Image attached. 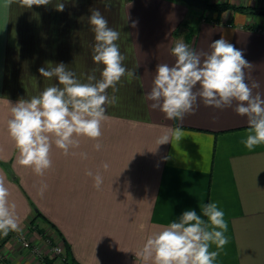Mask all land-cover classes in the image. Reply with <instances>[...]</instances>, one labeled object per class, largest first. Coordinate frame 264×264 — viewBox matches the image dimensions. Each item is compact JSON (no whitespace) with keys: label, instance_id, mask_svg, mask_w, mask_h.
Listing matches in <instances>:
<instances>
[{"label":"crops","instance_id":"crops-1","mask_svg":"<svg viewBox=\"0 0 264 264\" xmlns=\"http://www.w3.org/2000/svg\"><path fill=\"white\" fill-rule=\"evenodd\" d=\"M62 2L64 10L56 11V0L32 8L0 0V176L16 204L23 235L39 253L22 249L18 233L11 232L0 249V264H48L47 240L69 246L75 264H143L135 253L149 235L185 211L200 215L199 206L209 202L224 211L228 224L229 243L214 264H264V145L250 151L242 143L246 117L235 113V104L215 109L198 101L183 119L168 120L146 98L156 66L174 64L171 49L178 39L207 53L221 36L252 64L245 70L247 82L258 83L253 92L264 97L261 9L245 3L255 13H218L182 0H107V7L101 0ZM206 2L243 6L238 0ZM94 8L121 32L125 65L138 66L139 79L125 77L115 91L108 89L115 101L106 106L100 151L94 148L97 141L86 137L72 150L76 155L65 156L53 145V166L39 177L16 163L18 153L6 126L9 103L57 83L38 72L48 62L64 63L81 79L97 69L99 78L102 65L93 62L95 40L88 24ZM176 128L182 132L179 139L172 135ZM164 133L170 141L157 145ZM80 152L88 158L81 159ZM88 170L103 176L100 189ZM41 181L48 185L43 198L38 195ZM33 207L46 220L30 224Z\"/></svg>","mask_w":264,"mask_h":264},{"label":"clouds","instance_id":"clouds-1","mask_svg":"<svg viewBox=\"0 0 264 264\" xmlns=\"http://www.w3.org/2000/svg\"><path fill=\"white\" fill-rule=\"evenodd\" d=\"M22 7L47 6L53 0H9ZM107 7V0H101ZM62 0H56V11H63ZM88 24L94 33L92 59L102 65L93 69L84 79L64 63L41 67V77L57 83L44 88L38 95L19 99L10 104V116L6 121L7 133L17 150L16 163L43 177L53 166L52 148L62 150L65 156L76 155L73 149L80 146V138L97 141L94 148L102 149L99 139L102 125L107 119V105L114 103L108 89L116 90L123 78L139 79L135 74L138 67L129 69L125 65L127 56L121 52L118 41L121 32L110 27L108 20L99 9H91ZM135 26V24H133ZM210 52L198 53L185 43L183 37L175 42L171 54L173 65L158 64L153 86L146 98L153 101L168 120L183 119L199 105L215 109L230 108L246 117L248 127L242 140L248 150L264 145V97L253 92L258 83L247 82L246 69L252 67L241 50L229 43L223 36L210 43ZM177 139L182 135L179 128L172 131ZM170 141L168 133L162 134L157 145ZM81 159H87L86 152H80ZM104 170L110 165L102 164ZM93 177L94 187L100 189L103 176L88 170ZM48 189L41 181L38 195L43 198ZM10 191L5 178L0 176V235L9 232L23 234V228L16 215V204L9 200ZM200 207V215L188 210L178 221H173L149 235L143 246L136 252L143 264H214L219 250L229 243L225 235L228 224L225 213L216 203L209 202ZM206 218V219H205ZM215 245V251L210 250Z\"/></svg>","mask_w":264,"mask_h":264},{"label":"built area","instance_id":"built-area-1","mask_svg":"<svg viewBox=\"0 0 264 264\" xmlns=\"http://www.w3.org/2000/svg\"><path fill=\"white\" fill-rule=\"evenodd\" d=\"M206 1V0H205ZM243 6L245 3H256L258 9L264 10V0H238ZM246 7V6H245ZM207 13L204 14L206 16ZM260 32H264V29L259 30ZM18 239L19 245L22 249L38 254V249L34 246H31L30 241L25 235L18 234L16 235ZM48 241V251H49V264H67V255L65 253V248L61 243H51L50 240ZM10 264V263H7Z\"/></svg>","mask_w":264,"mask_h":264},{"label":"trees","instance_id":"trees-1","mask_svg":"<svg viewBox=\"0 0 264 264\" xmlns=\"http://www.w3.org/2000/svg\"><path fill=\"white\" fill-rule=\"evenodd\" d=\"M205 9L209 10V11H212V12H218V13L219 12H224V11H227V10H231V11L239 12V13H250V14L255 13L254 9L249 8L247 6L246 7L245 6H234V5H230L228 3L215 4V3H207L206 2ZM33 213H34V216L30 220V224H33L38 218H40V219L44 218L43 215L35 207H33ZM47 223L51 227H55L51 223H49L48 221H47ZM40 232H41V229H40ZM10 236H11V232H9L8 236H6V237L3 236V235H0V249L10 239ZM69 252H70V247L69 246H65V253L67 255V264H75L73 259L70 257V253ZM49 263L50 262H48V264Z\"/></svg>","mask_w":264,"mask_h":264},{"label":"water","instance_id":"water-1","mask_svg":"<svg viewBox=\"0 0 264 264\" xmlns=\"http://www.w3.org/2000/svg\"><path fill=\"white\" fill-rule=\"evenodd\" d=\"M185 2L188 6L195 7L197 9H202L206 5L205 0H182ZM257 13L261 16H264V10H258Z\"/></svg>","mask_w":264,"mask_h":264}]
</instances>
